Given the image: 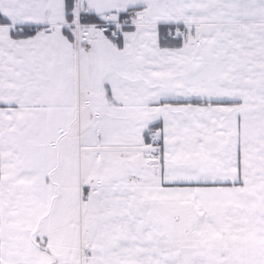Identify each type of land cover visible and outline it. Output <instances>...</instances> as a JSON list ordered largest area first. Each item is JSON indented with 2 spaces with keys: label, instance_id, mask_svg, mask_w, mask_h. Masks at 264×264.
<instances>
[{
  "label": "snow or ice",
  "instance_id": "1",
  "mask_svg": "<svg viewBox=\"0 0 264 264\" xmlns=\"http://www.w3.org/2000/svg\"><path fill=\"white\" fill-rule=\"evenodd\" d=\"M0 264H264V0H0Z\"/></svg>",
  "mask_w": 264,
  "mask_h": 264
}]
</instances>
